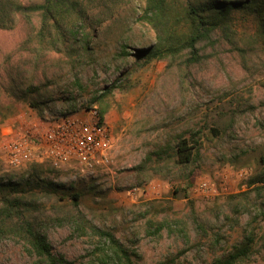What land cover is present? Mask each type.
I'll use <instances>...</instances> for the list:
<instances>
[{"label":"rangeland","instance_id":"1","mask_svg":"<svg viewBox=\"0 0 264 264\" xmlns=\"http://www.w3.org/2000/svg\"><path fill=\"white\" fill-rule=\"evenodd\" d=\"M40 2L0 0V183L22 191L9 196L21 199L31 218L50 220L72 214L70 196L77 194L86 219L127 247L134 264H212L249 234L251 255L237 264H264V207L259 185H248L264 176L261 38L242 26L236 36L201 44L197 63L184 55L135 67L133 56L155 42L141 21L144 0L90 9L86 38L80 32L57 45L38 15L13 10ZM113 85L104 118L110 167L90 175L46 164L6 167L4 139L27 136L33 121L84 116ZM180 139L198 149L186 166L174 155ZM201 182L212 197L197 194ZM48 183L63 189L51 192ZM43 228L58 264H101L100 238L56 222ZM34 262L21 241L0 236V264Z\"/></svg>","mask_w":264,"mask_h":264},{"label":"trees","instance_id":"2","mask_svg":"<svg viewBox=\"0 0 264 264\" xmlns=\"http://www.w3.org/2000/svg\"><path fill=\"white\" fill-rule=\"evenodd\" d=\"M114 3L115 0H41L29 6L13 4V10L25 17L38 15L41 30L53 37V44L57 45L64 44L66 39L75 38L80 32L86 38L88 30L85 20L88 11L97 7L107 8ZM141 21L153 29L155 42L133 56L135 67L153 61H172L184 55L187 63H197L201 59V44L209 43L216 35L224 38L236 36L238 28L242 26L251 29L264 42V0H144ZM101 23L99 21L98 25ZM114 87L106 89L91 101L98 104L95 110L99 124H105L104 118L111 107L110 95ZM174 155L178 165L186 166L196 160L198 149L191 146L188 140L180 139L175 144ZM248 185H259L254 190L257 198L262 200L261 207H264V176L252 179ZM19 187L20 184L12 182L0 183V193L9 192L0 198V236H10L21 241L34 258V264L59 262L44 232V221L56 222L60 227L69 225L75 235L85 236L89 233L103 240L106 249L98 250L102 253L98 259L101 264H134L132 253L127 247L113 234L96 228L86 219L79 210L77 194L70 196L74 209L72 214L40 220L26 215L25 204L21 199L9 196L21 193ZM46 187L54 193L63 189V185L55 183H48ZM161 228L162 225H159L156 232H160ZM253 242L254 238L249 234L212 264L243 262L250 257Z\"/></svg>","mask_w":264,"mask_h":264},{"label":"built area","instance_id":"3","mask_svg":"<svg viewBox=\"0 0 264 264\" xmlns=\"http://www.w3.org/2000/svg\"><path fill=\"white\" fill-rule=\"evenodd\" d=\"M26 133L2 142L8 169L46 164L54 170L69 168L90 175L112 164V138L105 124H99L95 109L53 123L30 122ZM196 192L205 198L213 196L206 182H201Z\"/></svg>","mask_w":264,"mask_h":264}]
</instances>
